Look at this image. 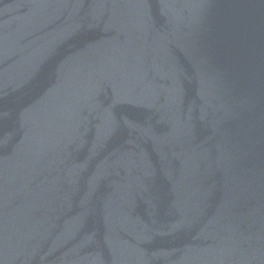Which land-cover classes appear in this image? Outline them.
I'll return each instance as SVG.
<instances>
[{
	"label": "water",
	"instance_id": "95a60500",
	"mask_svg": "<svg viewBox=\"0 0 264 264\" xmlns=\"http://www.w3.org/2000/svg\"><path fill=\"white\" fill-rule=\"evenodd\" d=\"M0 264H264V0H0Z\"/></svg>",
	"mask_w": 264,
	"mask_h": 264
}]
</instances>
